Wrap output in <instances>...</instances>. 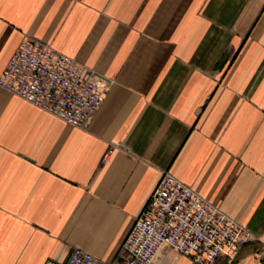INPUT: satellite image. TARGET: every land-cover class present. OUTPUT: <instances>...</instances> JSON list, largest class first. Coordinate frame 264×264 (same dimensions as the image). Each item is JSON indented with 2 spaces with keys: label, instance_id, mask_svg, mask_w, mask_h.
<instances>
[{
  "label": "crops",
  "instance_id": "0c3cea01",
  "mask_svg": "<svg viewBox=\"0 0 264 264\" xmlns=\"http://www.w3.org/2000/svg\"><path fill=\"white\" fill-rule=\"evenodd\" d=\"M24 35L115 84L86 129L0 89V264L111 261L163 170L264 264V0H0V75Z\"/></svg>",
  "mask_w": 264,
  "mask_h": 264
},
{
  "label": "built area",
  "instance_id": "2783aa9c",
  "mask_svg": "<svg viewBox=\"0 0 264 264\" xmlns=\"http://www.w3.org/2000/svg\"><path fill=\"white\" fill-rule=\"evenodd\" d=\"M114 84L113 79L28 35L0 75V89L78 129L88 127ZM252 240L243 225L163 170L111 261L74 247L64 263L44 264H154L160 248L192 264H234Z\"/></svg>",
  "mask_w": 264,
  "mask_h": 264
},
{
  "label": "rangeland",
  "instance_id": "374dc122",
  "mask_svg": "<svg viewBox=\"0 0 264 264\" xmlns=\"http://www.w3.org/2000/svg\"><path fill=\"white\" fill-rule=\"evenodd\" d=\"M166 250H167V249H166ZM166 255L169 256V257H173V256H175V257H179V258H181L180 256L176 255L175 253H173V252H171V251H169V250H167ZM172 255H173V256H172ZM157 264H164V262H163V261H162V262H158Z\"/></svg>",
  "mask_w": 264,
  "mask_h": 264
},
{
  "label": "bare ground",
  "instance_id": "6f19581e",
  "mask_svg": "<svg viewBox=\"0 0 264 264\" xmlns=\"http://www.w3.org/2000/svg\"><path fill=\"white\" fill-rule=\"evenodd\" d=\"M165 250H166V249H164V248H160V249L158 250V253H157L156 259L159 257L160 253H161L162 251H165ZM156 259H155V261H156ZM155 261H154V264H155Z\"/></svg>",
  "mask_w": 264,
  "mask_h": 264
}]
</instances>
